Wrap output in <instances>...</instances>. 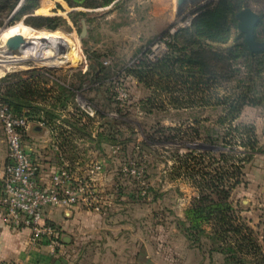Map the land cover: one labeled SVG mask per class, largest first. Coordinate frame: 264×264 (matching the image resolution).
Returning <instances> with one entry per match:
<instances>
[{
    "label": "rangeland",
    "instance_id": "1",
    "mask_svg": "<svg viewBox=\"0 0 264 264\" xmlns=\"http://www.w3.org/2000/svg\"><path fill=\"white\" fill-rule=\"evenodd\" d=\"M44 1L54 5L47 7L35 0L33 14L62 17L64 20L56 30L34 29L22 17L13 19L22 4L9 16L0 15V82L15 72L24 80L25 71L35 68L41 71V89H47L53 99L59 93L60 99L67 95L66 109L56 103L54 111L59 117L54 123H77L80 130L76 138L87 143L83 148L84 160L103 163V174L98 180L107 191L104 197L108 203L104 207L116 208L113 213L118 219L122 218V209L128 207L127 217L131 220L162 222L155 234L156 241L160 237L166 240L172 235L170 225L184 217L198 194L192 180L178 170L176 156L217 151L220 141L211 146L204 138L210 133L222 135L229 121H221L224 112L220 106L177 109L173 105L162 107L154 99L148 101L153 97V89L129 73V67L142 56L156 60L168 53L170 47H183L184 44L174 42L173 36L179 29L191 27L201 9L218 0H187L180 7L177 0H115L99 8H72L65 0L67 6L59 0ZM242 1L244 8L250 7L263 16V24L257 27V41L264 42V0ZM9 26V33L1 37V31ZM236 28L231 26L223 41H203L208 47L233 46ZM17 32L30 38L22 53L21 49L10 51L5 45L7 37ZM42 37H61L68 48L41 43ZM7 52L14 58L27 59L7 67L2 55ZM61 53L67 55V60L62 57L64 54L59 58ZM235 63L243 75L244 58ZM18 78L10 77L8 81ZM53 102L45 103L50 107ZM240 124L252 125L264 145V111L260 107L244 106L231 122L232 126ZM191 128L198 129L201 138L183 137L184 132L193 135ZM0 133L1 139V125ZM71 134L74 135L67 133L69 141L73 140ZM113 146H119L114 154ZM213 155L218 158V154ZM207 162L209 157L201 166ZM124 163L129 172H123ZM242 172V182L230 192L232 215L235 225H243L241 233L248 236L245 241L256 243L258 259L264 260V154H256L243 164Z\"/></svg>",
    "mask_w": 264,
    "mask_h": 264
},
{
    "label": "trees",
    "instance_id": "2",
    "mask_svg": "<svg viewBox=\"0 0 264 264\" xmlns=\"http://www.w3.org/2000/svg\"><path fill=\"white\" fill-rule=\"evenodd\" d=\"M41 1L47 7L51 4ZM65 1L72 8H99L115 0ZM65 1L59 0L67 6ZM244 3L242 0H218L204 7L191 27L179 29L173 36L174 42L184 44L183 47H170L168 53L156 60L142 56L130 65L129 73L153 89V97L148 101L154 99L162 107H222L224 115L221 121H229L227 131L216 136L210 133L204 138L211 146L220 141L221 147L215 152H188L176 156L178 170L192 180L198 193L184 217L176 219V227L191 245L224 254L227 264H264V260L258 259L256 243L245 241L248 236L241 233L243 225H235L229 202L231 190L242 182L243 164L256 154H264V145L252 125H231L246 105L258 106L264 111V49L251 52L243 34L238 31L236 43L230 47H208L203 41L225 40L231 26L236 28L235 14L244 8ZM20 4L13 19L22 17L23 22L34 29L53 31L64 20L60 16L33 14L35 0H0V15L9 16ZM38 9H41L40 5ZM260 18L254 29L256 40L257 27L263 24V16L260 15ZM238 58H244L246 70L243 75L235 63ZM40 72L35 68L27 70L24 80L18 78V72L4 78L0 82L1 103L12 114L26 117L28 122L37 125L43 122L48 129H57L66 140L69 135L65 132L74 133L71 135L75 138L80 130L77 123L66 125L69 123L65 121L66 124L62 125L68 126V131L54 123L59 117L54 111L56 103L66 109L68 96L64 95L66 99H60L59 93L53 99L47 89H41ZM10 77L18 79L9 82ZM185 91L188 92L186 96L183 94ZM46 100L54 101L53 105L49 107ZM191 130L193 135L184 132L183 137L201 138L198 129ZM213 154H218V158ZM207 157L210 162L201 166Z\"/></svg>",
    "mask_w": 264,
    "mask_h": 264
},
{
    "label": "crops",
    "instance_id": "3",
    "mask_svg": "<svg viewBox=\"0 0 264 264\" xmlns=\"http://www.w3.org/2000/svg\"><path fill=\"white\" fill-rule=\"evenodd\" d=\"M65 127L67 126L62 130ZM50 130L54 129L29 122L24 135L27 151L42 168H49L56 162L50 145ZM0 140L1 183L7 149L4 137ZM71 142L78 159L74 174L83 176L87 163L95 160H84L83 148L87 143H83L82 138L75 137ZM41 171L42 178L46 180L45 172L43 169ZM96 184L100 195L107 197V191L101 188V180H97ZM106 203L108 200L104 197V201L100 202V211L83 204L49 207L46 218L57 227L59 233L51 245L46 238L32 244L28 229L10 230L0 222V263L227 264L225 255L221 252L201 250L191 245L176 225H170L171 236L164 241L160 237L157 242L155 234L157 229L162 228V222L131 220L127 217L128 207L126 210L122 207V218L118 219L117 214L113 213L116 208H106Z\"/></svg>",
    "mask_w": 264,
    "mask_h": 264
},
{
    "label": "built area",
    "instance_id": "4",
    "mask_svg": "<svg viewBox=\"0 0 264 264\" xmlns=\"http://www.w3.org/2000/svg\"><path fill=\"white\" fill-rule=\"evenodd\" d=\"M0 125L7 149L0 183V222L3 226L10 230L28 229L32 244L46 238L51 245L59 233L46 218L49 207L83 204L92 210H101L100 202L104 201V197L100 195L96 181L103 174L102 162L89 161L83 176L74 174L78 159L70 137L66 140L54 129L50 130V145L56 162L49 168H42L25 147L24 135L29 127L27 118L12 114L0 101ZM39 125L45 126L43 122ZM69 129L67 126L63 130ZM118 149L119 146H113L111 153H116ZM42 169L46 180L42 178ZM122 170L129 172L125 163Z\"/></svg>",
    "mask_w": 264,
    "mask_h": 264
},
{
    "label": "water",
    "instance_id": "5",
    "mask_svg": "<svg viewBox=\"0 0 264 264\" xmlns=\"http://www.w3.org/2000/svg\"><path fill=\"white\" fill-rule=\"evenodd\" d=\"M187 0H179L178 6H182ZM197 1V0H193ZM237 30L243 34L244 41L251 52H261L264 49V42L257 41L254 35V29L260 20V15L252 10L250 7H245L235 14ZM86 30L85 23L83 21L82 33ZM30 39V38H29ZM29 39H25L21 34H15L5 41L6 47L10 51L20 50ZM41 43L49 42L56 46H64V49L68 48L67 42L61 37H42L39 39ZM48 48V47H47Z\"/></svg>",
    "mask_w": 264,
    "mask_h": 264
},
{
    "label": "bare ground",
    "instance_id": "6",
    "mask_svg": "<svg viewBox=\"0 0 264 264\" xmlns=\"http://www.w3.org/2000/svg\"><path fill=\"white\" fill-rule=\"evenodd\" d=\"M21 2V1H20ZM179 3V0H177V4ZM11 28H10V26L6 29L5 28V30H3V31H1L2 33H1V37H3V35H5V33L7 32V33H9V30H10ZM15 34H21L22 36H24V38L25 39H29L28 38V35L27 34H25V33H23V32H17V33H11L8 37H10V36H12V35H15ZM8 37H7V39H8ZM28 43V42H27ZM26 43V44H27ZM26 44L21 48V53L22 52H24L25 50L23 49L25 46H26ZM64 54V53H63ZM62 53L61 54H59V58L61 57V55H63ZM4 57H6L4 60L6 61V63H7V67L9 66V67H13L14 65H16V64H18V63H20V62H22V61H24L25 59H27V58H24V59H18V58H14L12 55H10L8 52L7 53H5V54H2ZM65 56H62V57H66V60H67V55L66 54H64ZM3 57V58H4ZM61 60H63V59H61ZM63 61H65V60H63ZM22 64V63H21Z\"/></svg>",
    "mask_w": 264,
    "mask_h": 264
}]
</instances>
